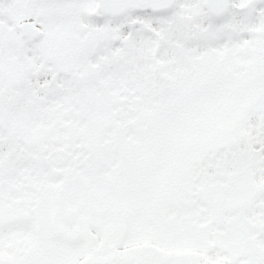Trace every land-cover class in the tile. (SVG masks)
I'll return each instance as SVG.
<instances>
[{
  "label": "snow or ice",
  "instance_id": "1",
  "mask_svg": "<svg viewBox=\"0 0 264 264\" xmlns=\"http://www.w3.org/2000/svg\"><path fill=\"white\" fill-rule=\"evenodd\" d=\"M0 264H264V0H0Z\"/></svg>",
  "mask_w": 264,
  "mask_h": 264
}]
</instances>
